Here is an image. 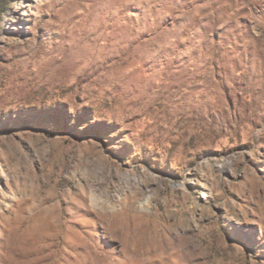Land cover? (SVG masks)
Masks as SVG:
<instances>
[{"label":"rangeland","instance_id":"1","mask_svg":"<svg viewBox=\"0 0 264 264\" xmlns=\"http://www.w3.org/2000/svg\"><path fill=\"white\" fill-rule=\"evenodd\" d=\"M0 264H264V0H0Z\"/></svg>","mask_w":264,"mask_h":264}]
</instances>
